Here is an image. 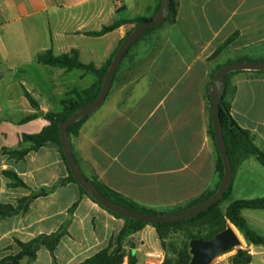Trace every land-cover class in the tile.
<instances>
[{
  "label": "crops",
  "instance_id": "0c3cea01",
  "mask_svg": "<svg viewBox=\"0 0 264 264\" xmlns=\"http://www.w3.org/2000/svg\"><path fill=\"white\" fill-rule=\"evenodd\" d=\"M176 1V22L151 32L142 39L139 52L122 60L104 105L86 120L78 136L71 137L74 155L86 176L98 178L141 207L166 213L219 184L208 103L215 74L239 59L257 61L264 56V0ZM158 5L159 0H0V203L17 204L32 191L68 177V167L55 144L31 151L23 160L3 150L22 148L23 134L42 132L50 124L47 114L62 113L63 101L99 82L97 76L79 69L40 64L38 56L48 51L56 56L77 51L83 64L101 67L134 25L101 37L86 34L118 21L152 18ZM235 33L234 42L211 58ZM229 80L234 92L232 115L252 133L256 146L263 148L264 75L234 72ZM25 90L40 110L32 107ZM30 116L36 118L24 122ZM27 125L30 130L24 132ZM252 156L238 149L236 172ZM6 171L16 173L28 189L10 187ZM235 183L234 178L228 206L242 200L232 199ZM78 199L79 187L71 183L36 199L26 214L0 220V260L11 253L8 248L16 239L27 242L56 232ZM227 207L222 205L224 210ZM123 227L124 220L83 196L69 235L55 252L56 263L42 248L33 264H80L108 248ZM146 234L156 238V248L147 251H161L150 225L134 241L146 249ZM245 244L254 257L253 245L246 240Z\"/></svg>",
  "mask_w": 264,
  "mask_h": 264
},
{
  "label": "trees",
  "instance_id": "16d2710c",
  "mask_svg": "<svg viewBox=\"0 0 264 264\" xmlns=\"http://www.w3.org/2000/svg\"><path fill=\"white\" fill-rule=\"evenodd\" d=\"M163 0H159V5L156 14L159 12L162 6ZM178 16V3L176 0H171V9L166 20V23H175ZM153 18V17H152ZM152 18H136L133 20H125L118 21L110 26H105L101 31L98 32H90L86 35L92 37H101L114 30L120 28L124 25H134V27L128 32L127 36L131 34V32L139 27L140 25L146 23ZM162 24L161 26H163ZM153 28L142 35L135 43L137 44L141 39H143L147 34L158 29ZM238 34L230 36L224 44H222L212 55L211 58H215L220 55L223 51H225L232 42L237 38ZM124 41V40H123ZM121 41L120 45L123 43ZM119 45V47H120ZM133 45V46H134ZM132 46V47H133ZM118 47V49H119ZM129 49L126 56L130 53ZM111 56V58L101 67H97L94 64H83L79 59V53L77 51H72L70 54H64L61 56H56L53 51H48L46 53H42L38 56V62L43 65L64 68L68 71H72L74 69H79L84 71L86 74H93L98 77L100 86L98 90L93 93V88L85 90L83 92L75 91L74 94L76 98L71 100H66L62 102V106L64 107V111L59 114L49 113L46 115V119L49 121V126L46 127L42 132L34 135L23 134L21 140L20 149L9 150L4 149L3 152L8 154L10 157L15 158L17 160H23L31 151H37L40 148L46 147L51 144H55L59 147L61 156L63 161L68 167L66 157L63 153V148L60 139V131H59V123L62 121L68 120L74 113L84 108L85 106L94 102L100 94L101 87L104 81V78L113 62V59L118 51ZM126 56L124 58H126ZM238 62H256L248 57L239 59ZM220 69V68H219ZM259 75H264V71L262 72H252ZM234 73H230L227 75V89L224 94L221 106H220V114L221 121L225 136V141L228 149V153L230 159L232 161L233 166V182L224 195L222 200H220L217 204H215L211 209L200 214L195 217H191L180 222L169 223V224H159V225H150L144 222H139L127 218H123L122 216L113 213L100 205L103 209L114 215L115 217L124 220V227L115 239V241H111L108 248L102 250L91 258L85 260L80 264H123L125 258H128L129 264H138V257L135 251V236L144 230L146 226H152L156 230L157 237L160 242L161 251L166 253V258L162 264H190L192 256L190 253V242L193 239L202 238L205 240L212 239L218 233L227 229L228 224L234 225L240 233L244 236L246 242L249 246H261L264 247V237L259 236L255 232H253L246 221V219L242 216L243 210H264V198H256L251 200H237L232 202L225 211L222 210V205L225 201L229 199L233 190L234 178L236 174V168L239 164V160L236 159V151L242 150L248 154L256 156L257 160L264 166V147L260 148L256 146L254 142V137L251 132L243 129L235 120L232 115V97L234 95L233 89L230 85V76ZM25 96L31 103L32 107L36 110H40L39 104L32 97V95L25 90ZM209 103V111L212 112V101L210 96H208ZM36 118V116H30L24 120V122H29ZM87 120V119H86ZM86 120L72 126L69 128V133L71 137H76L79 135L80 129L82 125L86 122ZM210 133L212 139L214 141V146L217 153V162H216V172L219 176V184L213 190L207 191L202 194L197 199L190 202L188 205L184 207L177 208L176 210L166 213V212H156L150 209H146L144 207L139 206L132 200L126 198L122 194L110 189L104 183L99 181L98 178H90L86 176L92 183H94L99 191L105 196L107 199L125 206L133 211L144 213L148 215H168L177 212L184 211L196 205H199L210 197H212L219 186L221 185L224 178V167L222 159L219 155L216 143L213 127H210ZM30 144L29 148H23V145ZM69 175L66 178L59 179L54 185L50 187H44L38 191H32L29 196L23 197L18 200L17 204H3L0 203V220L26 214L29 210L30 205L38 198L47 197L48 195L56 192L58 189L67 186L68 184L74 183L79 187L80 190V199H78L73 206L68 211V218L66 222L54 233L52 234H42L34 239L23 242L18 239L14 241V245L8 248L11 253L0 260V264H33L38 256V252L45 248L47 249L52 257L54 262L56 263L55 252L61 242V240L69 235V227L74 218V214L81 202L83 196H87L92 201L97 203L91 196H89L86 191L77 183L74 178L72 172L68 167ZM5 176L8 177L12 182L10 183V187H22L28 189V186L23 182L19 176L12 172L6 171L4 172ZM98 204V203H97ZM181 230L183 232V239L179 244H171L168 245L167 241L171 239L173 232H177ZM131 245L133 249L127 254L125 248L127 245ZM169 248H172V255L168 252ZM253 261V256L248 249H239L237 254L230 258L229 264H251Z\"/></svg>",
  "mask_w": 264,
  "mask_h": 264
},
{
  "label": "water",
  "instance_id": "95a60500",
  "mask_svg": "<svg viewBox=\"0 0 264 264\" xmlns=\"http://www.w3.org/2000/svg\"><path fill=\"white\" fill-rule=\"evenodd\" d=\"M170 9L171 0H163L159 12L151 20L134 29L131 34L124 39L104 78L101 91L97 99L74 113L68 120L59 123L63 153L66 157L68 167L77 183L86 191L89 196H91L105 209L116 213L123 218L144 222L150 225L176 223L191 217L198 216L208 211L220 200H222L233 182V166L228 153L220 114V106L227 89V75L242 71H264V61L233 62L221 67L214 76L213 83L211 84L209 90L210 99L212 101V127L215 136V143L223 162L224 178L218 190L212 197L199 205L168 215H148L139 213L107 199L102 195L97 186L85 176L82 169L80 168L73 152L69 128L88 119L104 105L112 88L116 72L129 49L146 32L164 24L168 19ZM239 236L238 229L231 224L228 225L227 229L218 233L210 240H205L202 238L191 240L190 253L192 259L190 264H211L217 257L231 251L235 247L242 246V240Z\"/></svg>",
  "mask_w": 264,
  "mask_h": 264
},
{
  "label": "rangeland",
  "instance_id": "374dc122",
  "mask_svg": "<svg viewBox=\"0 0 264 264\" xmlns=\"http://www.w3.org/2000/svg\"><path fill=\"white\" fill-rule=\"evenodd\" d=\"M150 34V33H149ZM147 34V35H149ZM147 35L145 37H147ZM144 37V38H145ZM143 38V39H144ZM142 39L135 44L132 49L130 50V53L132 52H139ZM138 49V50H137ZM88 60V59H85ZM257 61H264V56H261L260 60ZM92 79V78H90ZM89 80H86L85 86H87ZM100 86V82H98L95 86L92 88L94 94ZM31 126H24L22 130L24 132H28L30 130ZM235 174V189L234 196L232 199H242V200H251L256 198H264V166L257 160L255 156H252L248 162L243 165V167L236 172ZM244 198H251V199H244ZM231 200V199H230ZM225 201L224 207H227L228 204L231 201ZM222 207V206H221ZM223 211L224 208H222ZM243 216L246 219L249 228L258 234L259 236L264 237V210H246L243 212ZM228 225H231L230 223ZM238 233L240 235V238L242 240V246L235 247L231 251L217 257L211 264H229V260L231 257L237 254L239 249H246L245 244V238L238 230ZM147 235L146 238V249L140 248V243L138 240H135V251L137 253L139 264L144 263L145 261V254L148 252L147 250H154L156 247V238L155 235ZM183 239V232L181 230L177 232H173V235L171 236V239L167 241L168 245L171 244H179L181 240ZM255 252L257 253L253 257V264H264V247L261 246H253ZM133 247L131 245H127L125 248L126 253L128 254ZM137 249H141L139 252H137ZM168 252L172 255V248H169ZM164 256L166 258V253L164 252ZM165 260V259H164Z\"/></svg>",
  "mask_w": 264,
  "mask_h": 264
},
{
  "label": "built area",
  "instance_id": "2783aa9c",
  "mask_svg": "<svg viewBox=\"0 0 264 264\" xmlns=\"http://www.w3.org/2000/svg\"><path fill=\"white\" fill-rule=\"evenodd\" d=\"M165 256L163 251H150L145 254V261L143 264H162ZM123 264H129L128 258H125Z\"/></svg>",
  "mask_w": 264,
  "mask_h": 264
},
{
  "label": "bare ground",
  "instance_id": "6f19581e",
  "mask_svg": "<svg viewBox=\"0 0 264 264\" xmlns=\"http://www.w3.org/2000/svg\"><path fill=\"white\" fill-rule=\"evenodd\" d=\"M240 237V236H239Z\"/></svg>",
  "mask_w": 264,
  "mask_h": 264
}]
</instances>
